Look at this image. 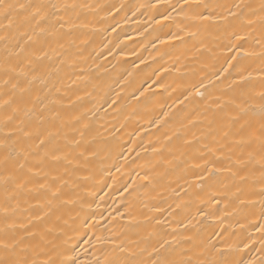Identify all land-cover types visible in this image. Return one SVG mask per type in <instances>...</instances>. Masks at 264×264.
<instances>
[{
    "label": "bare ground",
    "instance_id": "1",
    "mask_svg": "<svg viewBox=\"0 0 264 264\" xmlns=\"http://www.w3.org/2000/svg\"><path fill=\"white\" fill-rule=\"evenodd\" d=\"M43 2L75 5L56 12V36L24 52L22 36L0 41V206L15 209L9 222L26 223L47 198L38 185L62 179L61 198L34 222L52 229L43 252L53 258L264 264V0ZM16 11L10 34L30 32L20 20L31 9ZM41 47L48 58L37 61ZM32 74L45 83L29 85ZM37 96L48 106L43 120ZM75 115L88 124L77 150L86 159L73 152L71 164L39 165L37 129L60 128L63 146L65 133L79 138L80 124L61 127Z\"/></svg>",
    "mask_w": 264,
    "mask_h": 264
},
{
    "label": "snow or ice",
    "instance_id": "2",
    "mask_svg": "<svg viewBox=\"0 0 264 264\" xmlns=\"http://www.w3.org/2000/svg\"><path fill=\"white\" fill-rule=\"evenodd\" d=\"M69 7H75V5L68 4H60L58 2L53 3H45L43 0L37 2L35 4H19L13 5L12 3H8L7 0H0V30H3L4 35H0V41L7 43L13 39L18 40V36H22L24 38V44H19L17 42V47L20 52L25 51V46H31L34 43L41 41L42 37L47 36H56L59 32V29L64 28L63 23H59V20L62 17H57L56 12L60 9H67ZM239 7V5H237ZM18 9H31V11H27L26 14L23 15L20 20V25H28L31 28V31H22L18 32L17 35H11V30L16 23L13 20V14L15 13L17 17L21 16V13L16 11ZM231 15H235V13H230ZM202 19H209V17H201ZM3 21H7V24H4ZM59 23V28H57V24ZM46 42V40H45ZM63 45H61L62 47ZM35 56L37 61H43L48 58V51L43 47L39 48L36 51L31 53ZM32 61H29L31 64ZM6 72L15 71L14 68L6 67L4 69ZM25 76H28V73H22ZM39 80L41 83H45L46 77L39 74H32L31 78L28 80V84L31 85L33 81ZM4 84H8L9 80H4ZM13 88H16V84H12ZM24 90V89H22ZM36 100L41 102V116L40 119L43 120L44 116L42 114L43 110L48 106L43 103L41 97L37 96ZM5 104L8 101L4 102ZM35 107V105H34ZM18 111V109H13V112ZM33 111V109H29V112ZM60 117L59 112L53 113V119H57ZM13 120L12 115H8L5 118V123ZM75 122L81 125V129L73 128L72 131H79V138L73 136L69 138L67 133L64 134L63 139L65 141L64 145L61 146L57 143V138L60 136V128H56L54 131L49 130L46 134H40L37 129L36 139L38 143L36 144L37 149H42V152L39 156L37 163L41 166L45 165L48 162L57 163L61 160L67 161L68 164L73 162L70 159V155L75 152L76 156L84 157V151H77L80 149V146L83 142L84 131L82 129H87L88 124L84 121L81 115H75L71 117V121H62L61 127L64 126L65 123ZM261 134L258 139L260 140L261 148L264 150V123L261 124ZM25 136H32L33 133L26 131L24 132ZM6 147V145H4ZM67 149V151H65ZM251 155V154H250ZM24 160L28 159L27 155H24ZM75 158V157H73ZM9 156L5 155L2 162H7ZM17 167L23 169L25 167V163L18 162ZM31 171V169H29ZM12 177L9 175L5 177V182L11 180ZM59 178L53 177V180H57ZM243 179V178H242ZM66 181L59 179V184H49L47 182L41 183L38 185L37 190H45L47 193V198L45 201L39 205V211L31 215L26 223H17L15 220L9 222V213L14 214L15 209H12L8 206H0V212L4 214L3 216V227L0 228V264H70L69 261L64 259H56L53 258L52 255L43 252V245L51 244L52 241L47 239L48 233L52 231L51 228L45 227L40 229L34 224L43 223L49 213L54 206V203L61 198V186L65 184ZM25 187L24 184H18V189H23ZM18 207V205H17ZM15 229H21L23 231V235H15ZM11 233V234H10ZM25 237H29L32 240H35L36 243L24 245ZM19 249V252H17ZM31 252V257H29L28 252ZM44 254L47 256L45 259H40L39 257ZM109 264H117L116 261H111ZM153 264H157V262H153ZM159 264H171L169 261H161ZM211 264H227L225 260H215L212 261Z\"/></svg>",
    "mask_w": 264,
    "mask_h": 264
}]
</instances>
